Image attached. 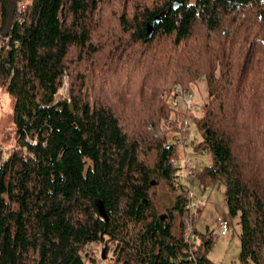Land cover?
I'll return each mask as SVG.
<instances>
[{
    "label": "trees",
    "instance_id": "1",
    "mask_svg": "<svg viewBox=\"0 0 264 264\" xmlns=\"http://www.w3.org/2000/svg\"><path fill=\"white\" fill-rule=\"evenodd\" d=\"M200 82L196 117L173 100ZM0 87V264H213L177 164L190 117L201 192L224 186L239 264H264V0H0Z\"/></svg>",
    "mask_w": 264,
    "mask_h": 264
},
{
    "label": "rangeland",
    "instance_id": "2",
    "mask_svg": "<svg viewBox=\"0 0 264 264\" xmlns=\"http://www.w3.org/2000/svg\"><path fill=\"white\" fill-rule=\"evenodd\" d=\"M69 77L66 76L64 85L61 88V95L67 96L68 94ZM193 99L195 108L191 111L196 117H200L203 113L202 106L204 104L206 95L205 83L200 82L197 88H193ZM15 106V98L11 96L7 90L0 87V145L5 149L10 150L14 146V139L5 140L7 133H11L14 137L13 123L11 116ZM191 115V116H193ZM189 132L185 144L180 142L177 145L178 150L181 152L177 160L180 173L187 179V187L189 189L192 201L199 199L201 201L199 217L196 223V228L199 231H205L208 228L214 231L215 243L209 252V258L213 264H239V232L240 226L237 223V217L231 220V226L227 235H221L217 231L218 218L227 217L228 212L224 199V186L222 184L208 187L204 192L197 183V176L201 173L203 168L209 165L212 161V155L209 151H201L194 149V146L203 141V135L199 131L196 121L190 117L189 119ZM184 149V150H183ZM185 151V152H184ZM187 168L193 171L190 178L187 177ZM164 182H159L154 189L157 199L164 201L165 194ZM229 220V219H228ZM93 247L96 254L101 257L103 247L100 243H95ZM112 254L109 252L107 258H101L102 264H113L111 260Z\"/></svg>",
    "mask_w": 264,
    "mask_h": 264
},
{
    "label": "built area",
    "instance_id": "3",
    "mask_svg": "<svg viewBox=\"0 0 264 264\" xmlns=\"http://www.w3.org/2000/svg\"><path fill=\"white\" fill-rule=\"evenodd\" d=\"M177 91H178V95L173 100L174 105H177L179 100H181L184 103V106L187 108V110L192 111L195 108L192 92L183 90L180 86L177 87ZM183 126L185 130H189V120L188 119H184ZM184 142H186V140ZM186 173H187V176L190 178L193 174V171L187 168ZM181 179L182 177L178 178L177 181L180 182ZM200 204H201V201L199 202V200H196V201L190 200L188 204L186 205V207L189 209L197 208V207H200ZM218 229L221 235H226L230 229L229 220L223 217L218 218ZM187 237L190 240L194 239L193 229L191 225L188 226Z\"/></svg>",
    "mask_w": 264,
    "mask_h": 264
},
{
    "label": "water",
    "instance_id": "4",
    "mask_svg": "<svg viewBox=\"0 0 264 264\" xmlns=\"http://www.w3.org/2000/svg\"><path fill=\"white\" fill-rule=\"evenodd\" d=\"M176 3H177V2H174L173 5H174V6H177L178 4H181V2H179L178 4H176ZM102 253H103V252H102ZM102 256H103L102 258H104V254H102Z\"/></svg>",
    "mask_w": 264,
    "mask_h": 264
},
{
    "label": "crops",
    "instance_id": "5",
    "mask_svg": "<svg viewBox=\"0 0 264 264\" xmlns=\"http://www.w3.org/2000/svg\"><path fill=\"white\" fill-rule=\"evenodd\" d=\"M223 218H227V217H223ZM230 226H231V225H230ZM206 229H208V228H206ZM229 230H230V229H229ZM217 231L219 232V229H218V227H217ZM228 233H229V232H228ZM228 233H227V234H228ZM227 234H226V235H227Z\"/></svg>",
    "mask_w": 264,
    "mask_h": 264
}]
</instances>
